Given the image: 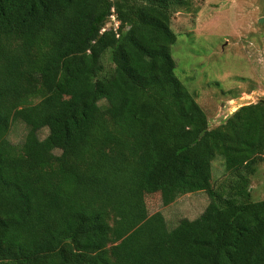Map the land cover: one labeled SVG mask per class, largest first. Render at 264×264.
Segmentation results:
<instances>
[{
  "label": "trees",
  "instance_id": "1",
  "mask_svg": "<svg viewBox=\"0 0 264 264\" xmlns=\"http://www.w3.org/2000/svg\"><path fill=\"white\" fill-rule=\"evenodd\" d=\"M191 1L0 0V264H264V100L209 127L171 53ZM197 192L193 220L148 214Z\"/></svg>",
  "mask_w": 264,
  "mask_h": 264
},
{
  "label": "rangeland",
  "instance_id": "2",
  "mask_svg": "<svg viewBox=\"0 0 264 264\" xmlns=\"http://www.w3.org/2000/svg\"><path fill=\"white\" fill-rule=\"evenodd\" d=\"M112 22L109 19L106 28L114 26ZM171 29L177 39L171 50L175 76L195 97L210 128L240 106L264 100V0H192L190 11L173 10ZM103 62L106 71L112 69L109 52ZM25 133V125L14 122L8 139L20 145ZM39 134L43 139L47 130ZM228 179L217 157L213 183L218 186ZM249 187L252 201L264 199V161L250 176ZM144 200L149 216L160 214L168 229L183 218H197L209 203L204 192L182 195L168 204L160 193L145 195Z\"/></svg>",
  "mask_w": 264,
  "mask_h": 264
},
{
  "label": "built area",
  "instance_id": "3",
  "mask_svg": "<svg viewBox=\"0 0 264 264\" xmlns=\"http://www.w3.org/2000/svg\"><path fill=\"white\" fill-rule=\"evenodd\" d=\"M110 20H111V22H112V21L114 22V26H113V24H112L113 28H114V29H117L118 26H119V22L116 20V18H115V16H114L113 14L110 16ZM113 22H112V23H113ZM106 29H107V28L104 27V28L102 29V31H104V30H106Z\"/></svg>",
  "mask_w": 264,
  "mask_h": 264
},
{
  "label": "water",
  "instance_id": "4",
  "mask_svg": "<svg viewBox=\"0 0 264 264\" xmlns=\"http://www.w3.org/2000/svg\"><path fill=\"white\" fill-rule=\"evenodd\" d=\"M260 22H263V20H261Z\"/></svg>",
  "mask_w": 264,
  "mask_h": 264
}]
</instances>
